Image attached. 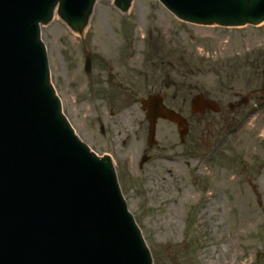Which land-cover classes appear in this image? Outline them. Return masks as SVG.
<instances>
[{"label": "rangeland", "instance_id": "1", "mask_svg": "<svg viewBox=\"0 0 264 264\" xmlns=\"http://www.w3.org/2000/svg\"><path fill=\"white\" fill-rule=\"evenodd\" d=\"M104 11L113 17L106 32L97 28ZM73 33L59 16L42 27L47 67L77 134L112 156L154 263L264 264V23L203 26L158 0H134L128 14L98 0L85 38ZM109 34L116 53L102 47ZM155 93L183 109L184 142L159 120L148 145L140 100ZM198 93L217 110L191 116ZM144 149L152 159L141 167Z\"/></svg>", "mask_w": 264, "mask_h": 264}, {"label": "water", "instance_id": "2", "mask_svg": "<svg viewBox=\"0 0 264 264\" xmlns=\"http://www.w3.org/2000/svg\"><path fill=\"white\" fill-rule=\"evenodd\" d=\"M68 1L0 0V264H153L112 160L98 157L75 135L50 82L40 23L48 24L57 10L82 32L96 2L86 4L87 16L76 26L66 10L77 3ZM114 1L126 12L133 0ZM160 1L178 18L197 24L264 21V0ZM147 101L152 144L158 117L180 125L185 120L162 105L161 97ZM205 103L201 94L193 99ZM104 208L121 218L114 223L120 235L98 231L110 225ZM126 214L131 225L122 223Z\"/></svg>", "mask_w": 264, "mask_h": 264}, {"label": "bare ground", "instance_id": "3", "mask_svg": "<svg viewBox=\"0 0 264 264\" xmlns=\"http://www.w3.org/2000/svg\"><path fill=\"white\" fill-rule=\"evenodd\" d=\"M92 1L93 0H75V1L72 0V1H68L69 4L70 3H73V4L77 3L75 8H68V10H66L68 12V14H69V18L71 20L73 19V21L75 22L76 26H81L80 22H81V20H83L82 16H84V17L87 16V11H88V7L87 6ZM86 4H88V5L86 6ZM142 6H143L142 5V1H138L137 4H136V9H137V14H138L140 20L142 18V14H143V11H144ZM112 19H113V17L108 11H104L103 13L100 12L99 15H98V20H97V28L102 29L104 32L108 31L107 28L110 27L111 23H113ZM57 29H58V27L55 28V30H57ZM60 32H61V30L59 29V33ZM73 36L79 37V33H73ZM106 43H107V45L106 44L102 45V47H103V49L105 50L106 53L107 52L108 53H111V52L116 53L117 48L120 46V42L118 41V39L115 38V36L112 37L110 34L106 35ZM51 81H52V79H51ZM53 86H55V85H53ZM84 106L85 105H81V108H84ZM96 172H97V170H96ZM92 174L94 175L93 172H92ZM98 180H99V178L97 179L96 182H98ZM99 181H101V179ZM94 186H95V183L93 184V187ZM95 188H97V187H95ZM106 193H107V191H106ZM107 195H108V193H107ZM104 210H106V209L104 208ZM127 210L129 211L131 216H133V218H135V216L131 212L128 204H127ZM107 211H109V210H106V211H103V212H104V216L107 217L110 225L104 226L103 228L99 229L98 231H103L104 229H106L107 231H111V233H114V234H116V236H118V235H120L119 228H118V226L114 225V223L117 224L121 220V218L117 214L112 216ZM100 214L101 213H99V215ZM125 217H126V219H122V223H125L126 225H131L130 222H129V221H131V218L127 214H126ZM76 230H77V227H76ZM126 233L130 234V231L126 230Z\"/></svg>", "mask_w": 264, "mask_h": 264}, {"label": "flooded vegetation", "instance_id": "4", "mask_svg": "<svg viewBox=\"0 0 264 264\" xmlns=\"http://www.w3.org/2000/svg\"><path fill=\"white\" fill-rule=\"evenodd\" d=\"M184 105H185V103H183V106L182 107H184ZM178 111L180 112V113H183L182 111H183V109L182 108H178ZM196 114V112L193 110V109H191V116H194ZM189 121V120H188ZM174 124V123H173ZM175 125V124H174ZM186 125H187V127H188V131L190 132V126H189V122H187L186 123ZM189 132H188V134H189ZM187 134V135H188ZM186 135V136H187ZM186 138V137H185ZM185 141V139L184 140H182V142H184ZM148 150L147 149H144V153H146Z\"/></svg>", "mask_w": 264, "mask_h": 264}]
</instances>
